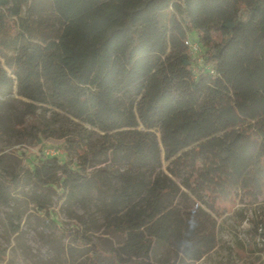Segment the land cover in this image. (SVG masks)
<instances>
[{
	"label": "trees",
	"instance_id": "16d2710c",
	"mask_svg": "<svg viewBox=\"0 0 264 264\" xmlns=\"http://www.w3.org/2000/svg\"><path fill=\"white\" fill-rule=\"evenodd\" d=\"M212 9L224 19L211 21ZM255 32L264 35V0H0V56L18 95L115 132L100 146L127 165L115 182L89 172L91 159L79 152L74 160L69 149L42 158L29 178L40 193L69 200L96 192L106 227L123 238L111 252L116 264H154L158 251L175 257L162 264L197 263L217 247L216 217L247 185L216 141L230 132L246 151L245 132L234 130L249 112L232 100L225 62ZM187 41L200 50L193 54ZM11 81L0 66V88ZM140 125L145 131L127 139L119 131ZM258 134L260 160L264 124ZM9 193L0 184V205ZM75 241L92 245L79 233Z\"/></svg>",
	"mask_w": 264,
	"mask_h": 264
},
{
	"label": "rangeland",
	"instance_id": "374dc122",
	"mask_svg": "<svg viewBox=\"0 0 264 264\" xmlns=\"http://www.w3.org/2000/svg\"><path fill=\"white\" fill-rule=\"evenodd\" d=\"M213 22L224 19V11L212 9ZM0 66L12 81L0 88V184L9 189L8 203L0 205V264H116L111 254L123 240L105 225L106 209L98 194L86 200H69L53 190L40 193L30 180V171L42 158L70 150L74 160L79 152L91 159L89 172L115 182L127 165L121 157L105 153L100 146L114 136L76 119L57 106L18 95L12 70L0 56ZM228 85L235 103L248 108L249 120L234 131L246 134V151L230 141V132L216 137L224 156L241 166L247 182L241 197L223 208L218 220L217 247L197 263L177 264H264V159L258 160V127L264 124V35L255 32L241 39L225 62ZM144 132L142 125L122 129ZM162 150V170L167 173L161 131L153 130ZM238 160H241L240 162ZM243 183V181H242ZM46 205L48 213L40 211ZM92 245H80L77 234ZM174 260L168 251H158L150 260ZM137 260L133 264H147Z\"/></svg>",
	"mask_w": 264,
	"mask_h": 264
},
{
	"label": "built area",
	"instance_id": "2783aa9c",
	"mask_svg": "<svg viewBox=\"0 0 264 264\" xmlns=\"http://www.w3.org/2000/svg\"><path fill=\"white\" fill-rule=\"evenodd\" d=\"M186 44L189 46L193 54L197 53L200 50L199 45L196 43H191L190 41H187Z\"/></svg>",
	"mask_w": 264,
	"mask_h": 264
}]
</instances>
